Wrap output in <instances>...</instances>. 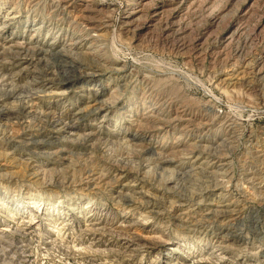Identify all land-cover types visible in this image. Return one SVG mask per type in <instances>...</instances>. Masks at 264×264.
<instances>
[{
	"label": "rangeland",
	"instance_id": "1",
	"mask_svg": "<svg viewBox=\"0 0 264 264\" xmlns=\"http://www.w3.org/2000/svg\"><path fill=\"white\" fill-rule=\"evenodd\" d=\"M9 1L17 10L28 12L39 22L46 18L42 37L50 29L58 35L62 23L67 25L75 18L73 12L62 18L49 1L41 0L29 9H26L27 0ZM171 1V7L159 22L147 27L140 21L138 28L125 33L116 28V19L124 13L120 6L123 0H92L97 10H103V17L112 21L110 27L102 30L104 42L98 53L108 61L106 67L111 68L113 63L124 67L126 78L123 81L115 70L101 69L91 78L93 86L89 85L90 79L87 78L74 82L57 79V83H63H55L45 88V92L37 93V97L30 98L24 88L29 82L47 81L55 77L53 74H60L61 79L67 77L68 73L59 70L53 56L41 62L35 60L30 71L22 74L20 79L11 82L0 79V115L6 112L4 117L9 118L0 120V199L4 202L0 200V203L6 204L5 208L0 206V230L4 227L16 229L31 218L34 239L40 231L43 240L49 237L61 239L71 248L67 257L57 251L47 257L41 252L43 246L38 248L33 242L29 249L33 252L29 259L31 264H164L168 257L173 263L180 264L179 255L182 254L174 251L168 254L167 250L184 241L193 244L187 263L202 254L200 264H264V0H189L179 7L178 13L174 7L180 0ZM109 7H119V11H110ZM21 22L13 24L11 39L10 34L2 35L5 42L20 37L26 22L30 24L33 20ZM140 26L143 28L139 29ZM63 38L64 34H61ZM15 51H0V66L9 67L16 56ZM78 58L87 61L81 54ZM145 74L154 78L153 83L140 80ZM112 79L117 80L112 82ZM119 82L122 88L114 92L106 106L104 112L108 115L102 131L120 132L125 138L120 137L109 144L97 140L92 149L84 142H70L68 145L54 140L49 146L39 143L47 139L50 130L40 120L42 111L52 109L56 117L82 109L77 116L78 124L81 128L90 126L95 129L104 117L93 113L96 103L92 102L91 92L104 100L111 87ZM11 89H14V95H7ZM181 105L188 111L204 114L212 122L213 131L207 134L210 141L207 144L215 146L220 156L228 158L229 173L224 176L220 172L211 173V167H208L203 174H180L174 178L169 173L141 176L142 157H166V152L179 144L176 141L178 129L167 136L144 137L136 127L128 125L130 120L142 118L149 109H162L170 115ZM21 108L25 109L22 113L13 114L15 111L19 113ZM196 138V135H184L181 142L193 143ZM63 146L68 149V157L41 155L39 165L52 168L55 173L52 171L44 178L31 174L29 163L35 159L36 153ZM156 147L162 152L160 155H157ZM190 163L186 162L182 170H186ZM175 165H168L167 169ZM119 170L126 171L131 179H141L134 187L122 190L131 195V200L118 196L123 182L119 185L110 178L91 184L85 181L87 174L100 171L108 176ZM29 198L50 200L49 204L58 202L62 209H75H66L63 214L59 208L58 213H52L55 214L53 219L49 216L41 219L35 214V208H30L27 215L26 212H22L23 215L15 213L14 205ZM177 200L183 203L180 212L184 219L177 217L179 207L170 208ZM86 202H92L91 205L98 208L83 205ZM224 205L236 211L232 218H220L219 213L216 217H206L209 209L223 210ZM92 218L104 224L110 234L105 235L104 240L109 245H95L91 243L94 242L92 236L79 234L86 220ZM52 225L60 231L55 232L50 228ZM230 232L232 236L228 234ZM223 234L229 238L222 244L228 245L225 250L215 247L216 237ZM79 236L83 238L82 245ZM120 236L129 241L125 250H119L116 243ZM89 244L99 251L112 248L115 252L98 254L84 250L83 247ZM199 246L204 247L202 253ZM14 264L23 263L16 259Z\"/></svg>",
	"mask_w": 264,
	"mask_h": 264
},
{
	"label": "bare ground",
	"instance_id": "2",
	"mask_svg": "<svg viewBox=\"0 0 264 264\" xmlns=\"http://www.w3.org/2000/svg\"><path fill=\"white\" fill-rule=\"evenodd\" d=\"M40 1L41 0H27L28 5L26 4L27 5L26 9L31 8V6H33V5L35 6ZM44 1L51 2L52 5H54V7H55V9L53 8V10L57 11L62 18L66 14L69 16L70 12L74 13L75 18H73V19L71 18L72 20H69L67 25H64L62 23V25H61L62 27H61L60 31L58 32L59 33L58 35L55 32L54 33L51 32L52 29L49 28L50 30H48V32L45 31L46 34L42 37L41 30L43 29V27L46 26L45 25L46 24L45 23L46 18L44 17L45 16L44 13L42 14L44 17L43 20H41L39 22L38 21L39 19L36 20L34 17L31 18L30 14L28 12L23 13L20 10H17V8L15 7L16 5L14 6V4H11V1H9V0L1 1L0 0V17L3 14L2 15L3 19L1 20V18H0V51H2V50H7V51L16 50L15 51L16 56L9 63V67H5L4 64H2L0 66V79L6 78V80H8L9 82H11L14 79H16V80L20 79L22 74H27L30 71V68L32 67L35 60L41 62V61H43L47 58H50L52 56L57 61V63H58L57 67L59 68V70L62 71L63 73L64 72L68 73L67 77L65 79H61L59 76L60 74L59 75L53 74L52 76H55V77H51L47 81L38 82L37 80H33V81L29 82L28 84H26L24 86V88H25V92L30 95V98L37 97V93H39V92L40 93L45 92V88L51 87L52 85L57 83V81H56L57 79L59 81H63V82H65V81L66 82H74V81H77L79 79L87 78V79H90L89 85L93 86V84H92L93 80L91 78L93 76L97 75V72H99V71L101 72L102 71L101 69L115 70V72L118 74L117 77H119L122 81H123V79L126 78V74L124 73V72H126V70H124V67L121 68V67L117 66L116 63H113L111 68L106 67L105 63H108V61L105 60V58L100 56L98 53L100 48H101L100 45L102 46V44H103L102 42H104L103 41L104 38L101 34L102 30L110 27V22H112L109 19H106L105 17H103L104 16L102 13L103 10H101V11L97 10L95 4L92 3V0H44ZM169 1H171V0H123V5H120V6H122L121 8L124 11V13H122L118 17V19H116V23H117L116 28L119 30H123L126 33V32L131 31V29H133V28H138V26L140 25V23H139L140 21H141V24L143 26L149 27L148 25H152L156 21L161 20L163 18L164 13L168 10L169 7H171L172 1H171V3ZM187 1H189V0H180L178 2V5L174 7L176 13H178L179 7ZM13 3H17V2H13ZM50 7H51V5H50ZM127 7L129 8L128 10H126ZM3 8H5V11H2ZM109 9H110V7H109ZM118 9H119V7H118ZM118 9L111 8L110 11H116L117 12V11H119ZM110 11H108V12H110ZM42 15L40 17H42ZM29 19H32L33 22L30 24L28 22H26L24 30L21 33L22 35L20 37H15L10 42H5L3 40V38H5L2 36L4 33L6 35L10 34V36H9L10 39L12 38V35H14V34H12V28H13V24L15 22L21 24L22 20H29ZM114 22L115 21H113V23ZM166 22L167 21H165V23ZM165 25L167 26V24H165ZM143 26H140L139 29L143 28ZM172 28H174V27H172ZM28 32H30L29 35H27ZM61 34H64L63 39H61ZM48 37L50 38L49 42H47ZM7 43H9V44H7ZM191 51H192V49H191ZM78 54L85 56L86 57L85 60H87V61L86 62L80 61V59L78 58ZM130 71H131V69H130ZM245 72L247 73V71H245ZM30 73L32 74V71ZM30 73H29V75H30ZM130 73H132V72H130ZM150 78H151L150 76L145 74V75H142L140 77V80L142 82H146V81L149 82L150 81L153 83L154 78H151V79ZM112 80H113L112 82L116 81L114 79H112ZM163 80H165V79H163ZM63 82L57 83V84L61 85ZM122 84L125 85V83H122ZM9 86H10V84H9ZM111 88L112 89L110 90V93H108V97L104 100H101V98L98 99L97 93L91 92L92 102L94 101L96 103V106L93 108V111H94L93 113L97 112L99 114H102V117H104L103 120L99 121V123L97 124L95 129L90 128V126L81 128L80 124H78L77 116L79 115V113L82 109H77V111H73L72 114L65 115V116H63V115L60 116V114H59V116H56V117H55L56 113L51 111L52 109L51 110L45 109L44 111H42L40 120L43 121L44 123H46L50 130H49V133L47 134V136H48L47 139L45 141H40L39 143H45L46 145L49 146L53 143L54 140H61L62 144H63V142H66V143H68V145L70 144V142H75L77 144L84 142V143L88 144V145H86L87 147L92 149L95 146L97 140H103V141H105V143L109 144L110 141L118 140V139H120V137H121V139H123L124 136L122 137L120 132L119 133L117 132L118 130L116 131L118 134L117 133L113 134L112 130L102 131L104 123H105L106 115H108L107 112H104L105 109L107 108L106 106L108 105V102L110 101L112 96L115 94L114 92H117L118 90H120L122 88V86L119 82V84H114V86H112ZM11 90L12 91L7 95H14V89H11ZM96 90L98 91L99 89L97 88ZM212 96H213V94H212ZM183 107L184 106L181 105L179 109L177 108L170 115L166 114L162 109H160V111L155 110V109H149L144 113L142 118L130 120L131 124L129 123L128 125L136 127L137 128L136 130H138L141 134H144V137L157 136V135H161V136L166 135L167 136V134H169L171 131H175V129H178L176 141L179 142V144L176 146H173L172 149L167 151L166 157H157V158L156 157H142L143 163H141L142 164L141 169L143 171H142V174L140 173L141 176L146 175V174L152 175V173H154V174L159 173L162 176L166 173H169L170 175L173 174L174 175L173 178H174L176 175L178 176L180 174H186V175L188 173H193V174H195V173L201 174L202 173L203 174L205 169L208 167H211V173L220 172V175H223V176L226 175L227 173H229L228 172V164H229L228 158L220 156L218 154V151L215 148V146H210V144L209 145L207 144L208 142H210L208 140L209 136H207V134H210L211 131H213L211 129L212 128V125H211L212 122H210L209 119L204 114L191 112V111L186 110ZM23 109L24 108H21L19 113H17L14 110L15 112L13 114L19 115L20 113H22L25 110V109L24 110ZM5 114H7V113L5 112L4 114L0 115V120H1V118H7L8 117V116L4 117ZM7 119H9V118H7ZM111 120H113V119H111ZM121 122L122 121H120V124H121ZM115 123H116V121H115ZM115 125H117V123ZM123 125H126V124H123ZM122 128H124V127H122ZM148 134H150V135H148ZM184 135H187V136L188 135H193V136L196 135L197 138H196L195 142H193V143H191V141H189L187 143L183 142L184 143L183 144L181 141L183 140ZM135 137H137V136L135 135ZM126 139H128V138H126ZM166 140H167V138H166ZM126 141H128V140H126ZM156 148L158 150L157 155H160V153H162V152L159 151L158 147H156ZM53 149H54V147H53ZM67 150L68 149L65 146H63L61 148L54 149L53 151L47 150L44 152L36 153L37 156L33 157L35 159L30 160V163H29V170L31 171V174H33L35 177H41V178H44V176H47L49 174L51 175L52 171H53L52 168H49V169L42 168L39 165V163H41L40 162L41 155H43L42 157H44V156L68 157L67 156ZM142 154L143 155H149L147 152H142ZM163 154H165V152ZM63 159H65V158H63ZM186 162H191L190 166L185 168L186 170H182L183 166L186 165ZM173 163H176V165L173 166L172 169H167V166L171 165ZM53 173H55V172L53 171ZM121 173H125V175H122ZM170 175H169V177H171ZM189 175H188V177H189ZM191 176H192V174H191ZM181 177H183V176H181ZM107 178H110V180L116 184L123 182L122 185L119 184L121 186V188H120L121 190L118 192L120 194L118 196H121L124 198L128 197L129 200H131L132 197L128 193H124L125 191L124 192L122 191L123 188L124 187H126V188L127 187H134L135 185H137L136 182H138V180L141 181V179H139V178L133 177L131 179V177H129V175L126 171H121V170L113 171L112 174L108 175V176L106 174H101L100 171L96 172V173H92V174H87L85 177V181L87 184H91L97 180L101 181V182L105 181V180H107ZM130 182H134V183H130ZM110 185H112V184H110ZM175 185H177V183H175ZM81 187H83V186H81ZM206 191H208V190H206ZM139 193H143V192L139 191ZM218 194H220V193H218ZM218 196H220V195H218ZM49 202H50V200L43 201V200H39V199L37 200V199H30V198L26 199L25 201H18L14 205V207H16L14 212L19 213V214H22V212H24V213L26 212L25 215H27V212H29V211L31 212L30 208H35L34 209V212H36L35 214H38V216L41 219H44L45 217L47 218V216H49L51 219L52 217H54L53 215L58 213L56 211H58L59 208L61 210L60 212L63 214L66 213V211H64L66 209H68V210H70V209L74 210L75 209V208H69V207L62 209L61 206H59L58 202H54V203L51 202V204H49ZM2 203H4V202L2 201ZM2 203H0V206L5 208L6 204L3 205ZM85 204L87 207L91 206L93 208H98V207H95L94 205H91L92 202L91 203L86 202L83 205H85ZM182 204H181V202H179L177 200L176 202H174L170 205V208H171V210L175 209V207L180 208L183 206ZM55 207H56V210L54 211L53 208H55ZM222 208H224V209L219 210V211L218 210L213 211L212 209H209L206 217L208 218V215H210V217H211V215H214L216 217L217 214L219 213L220 216H218V217H220V218H228V217L232 218L233 212H236L233 210L234 208L229 210V207H226L225 205ZM102 209H104V208H102ZM181 210H183V209H181V208L179 210L177 209V211L179 212L177 215L179 220L183 218L181 216V215H183V213L180 212ZM54 212H55V214H52ZM184 214H185V212H184ZM185 219H187V218H185ZM29 222H31V224H29ZM32 224H33L32 219L29 218V220L27 222H22L21 226H19V224H18L19 227L16 226L17 228L16 229L13 228L14 230L12 228L10 229L7 227H4L0 230V264H14L16 259H19L23 264H31L29 259L32 257V255H31L32 251L30 252L29 249H31V244L33 242H35L37 244L38 248L40 246H43L42 249H44V251H41V250L40 251L44 252V254L47 257L56 251L58 252L57 254L61 255L62 257L63 256L67 257V255H68L67 251L69 249L71 250L68 243H65L61 239L60 240L57 238L53 239V237L52 238L49 237L48 239L43 240L40 231L38 232V236L36 237V239H34L35 235H33V233L35 232V230H33V228H31ZM135 224L136 223H134L132 225H135ZM50 228L51 229L53 228L54 230H56L55 232L60 231L57 227H55L53 225ZM78 232L80 235H81V233L87 234L90 238L92 236L91 239H93L92 241H94V242H91V243H94L95 245H99V244L109 245L108 242L104 240L105 239L104 237H105V235H110V234H108V232H106L104 224L102 223L101 220L100 221L95 220V219L93 220V218L90 220H86V224H84L83 229L82 230L79 229ZM228 234H230V236H232L231 232ZM79 241L81 242L80 245H82L83 244V242H82L83 238H81L80 236H79ZM228 241H229V238H227V235L223 234L219 237H216V241H215L216 245L215 244L214 245L218 249L225 250V249H228V245L227 244L222 245V244H225ZM116 243H117V245L120 246V249L118 248L119 250H121V248H123V250H125L129 246L128 245L129 241L124 236H120L119 240L116 241ZM190 246L191 245L189 244L188 241H184V242H181L180 246L171 247L167 251H169L168 254H171V251H174L176 253L179 252L180 254H182V255H179L180 256L179 260L181 261L180 264H200L201 261H203L202 260L203 257L201 258L202 254H200V253H202V251H203L202 248H204V247L199 246L200 247L199 249H202V250L200 253H197V254H200V255H196L195 257H192V258L190 257L191 262L187 263V259L190 256V254H189L190 253L189 252ZM92 247L93 246L91 244H89L87 246H84L83 249L84 250L88 249L89 251L94 252V253H98V254H100V253L101 254H110V253L115 252V250L112 248H104L101 251H99L97 249H93ZM191 247H193V244ZM184 249H188V250L184 251ZM119 250H117V252H120ZM132 251H135V250H131V252ZM262 253H264V252H262ZM194 254H196V253H194ZM170 257H171V255H170ZM65 259H67V258H65ZM165 260L166 261L163 262L164 264H178L175 260H174V262H176V263H173V260L170 261L171 259L169 260V257L165 258Z\"/></svg>",
	"mask_w": 264,
	"mask_h": 264
}]
</instances>
